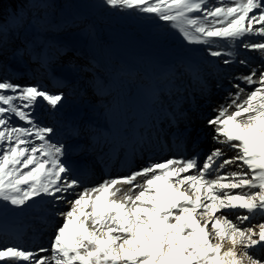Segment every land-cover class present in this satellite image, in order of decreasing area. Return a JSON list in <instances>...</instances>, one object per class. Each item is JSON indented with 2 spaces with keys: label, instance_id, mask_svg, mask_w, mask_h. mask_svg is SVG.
<instances>
[{
  "label": "snow or ice",
  "instance_id": "1",
  "mask_svg": "<svg viewBox=\"0 0 264 264\" xmlns=\"http://www.w3.org/2000/svg\"><path fill=\"white\" fill-rule=\"evenodd\" d=\"M103 3L171 22L186 42L202 45L206 56L229 57L223 65L238 62L249 71L229 80L232 90L206 120L219 146L203 160L193 151L147 157L135 168L128 161L127 174H109L91 187H83L68 163L67 145L53 142L55 128L35 115L41 102L56 109L65 93L0 76V210L27 208L47 197L51 211L44 223L62 218L50 247L0 244V264H264V0ZM15 31L0 21V53ZM239 48L256 52L260 62L234 60ZM15 54L27 55V45ZM183 74L201 96L208 92L207 78L187 65L168 77L173 95L182 87L187 92ZM169 107V123L188 118L183 109L178 114ZM190 133L186 126L177 139L187 142ZM225 147L234 155L227 156ZM61 203L66 210L57 208ZM257 218L261 222L252 223Z\"/></svg>",
  "mask_w": 264,
  "mask_h": 264
},
{
  "label": "rangeland",
  "instance_id": "2",
  "mask_svg": "<svg viewBox=\"0 0 264 264\" xmlns=\"http://www.w3.org/2000/svg\"><path fill=\"white\" fill-rule=\"evenodd\" d=\"M18 1L16 8H8L9 3L6 8H0V21H7L9 27L16 30L5 50L0 53V76L15 77L16 82L21 84L41 83L52 91L65 93L62 103L54 110L44 102L36 107L35 115L39 122L56 130L52 136L53 142L64 143L62 137H57V126L65 125V118L73 115L74 111L77 112L73 115L74 121L82 127L86 126L87 122L84 121L88 118L103 117L104 110L117 103L118 88L127 95L139 89H149L155 96V111L163 110H159L161 99L172 103L183 95H173L174 90H169L168 77L177 68H186L181 54H187L190 47H183L188 42L172 27L171 22L161 21L151 14L114 9L105 5L103 0ZM209 2L211 5L216 0ZM60 36L76 37L78 41L69 45L59 40ZM25 44L28 54H15L16 49L23 50ZM197 48L203 46L191 50ZM38 57L43 58L47 72L40 68ZM15 72L20 75H15ZM66 73L69 75L66 76ZM185 77L186 74L181 76V82ZM54 78H59V82L53 83ZM183 84L186 86L187 81ZM224 88L226 91L232 90L230 85ZM168 91L170 93L167 94ZM225 97L221 95L216 99L224 101ZM59 112L64 114L63 119L57 118ZM57 119H60L59 122ZM65 126L68 128V124ZM80 129L76 130L78 148L89 158L95 159L93 150L98 144L99 130ZM212 135L213 131L209 136L211 139ZM213 143V147L219 146ZM209 146L210 151L213 148L210 141ZM231 151L226 155H234V151ZM90 183L91 180H88L83 187H91ZM39 201L27 208L9 206L7 211L0 210V218L8 216L16 219H7L6 225L0 223V244H20L35 249L50 243L54 232L50 227L57 217L45 224L44 217L51 211V201L47 197L42 203ZM61 204L65 208L62 211L66 210L67 205ZM259 222L261 218L252 221Z\"/></svg>",
  "mask_w": 264,
  "mask_h": 264
},
{
  "label": "bare ground",
  "instance_id": "3",
  "mask_svg": "<svg viewBox=\"0 0 264 264\" xmlns=\"http://www.w3.org/2000/svg\"><path fill=\"white\" fill-rule=\"evenodd\" d=\"M221 44L217 42V46ZM190 47L189 51L181 54L184 58V62L187 65H192L193 68H198L201 75L206 77L209 84L208 92L201 96L198 88L190 83V77L186 74L182 83L187 81V92L185 88L179 89V94L182 93L186 96H180L177 100L170 103L166 100H160L161 105L159 110L155 111L153 106L154 95L149 89H139L136 93L127 95L121 88H118V99L117 103L110 108L105 109V115L99 119L85 120L86 126H81L79 123L74 121L73 115L77 114L74 111L73 115H68L64 122L65 125L59 124L57 126V137H62L64 143L67 145V161L68 163L78 170L80 178L83 180V186L91 180L90 184L100 182L102 178L111 175H122L127 174L128 161H132V167L135 168L147 157L153 159L168 158L172 155H185L189 156L185 151L189 145L186 142L177 139V133L183 132L186 126L193 130L195 125L200 126L209 115H213V109L220 103L221 100L216 99L217 96L227 95L224 86L229 85V80L232 76H238L240 74H246L249 71V67L243 66L238 62H234L231 65H223L222 59L229 57L209 58L205 57L203 48L191 50L200 45L187 43L183 47ZM238 61L239 59H247L251 66H255L260 62V57L256 52H251L239 48L236 50V56L233 58ZM115 69V68H114ZM20 72L19 69H15ZM14 70V71H15ZM117 71V69H116ZM15 75H20L15 72ZM21 73V72H20ZM59 78H54L53 83H58ZM221 82L223 87L217 88V83ZM118 85V83H117ZM117 87V86H116ZM215 88L218 90L215 91ZM170 93L169 91L167 94ZM222 99V98H221ZM165 101V102H164ZM158 103V100H155ZM171 105L178 114H181L183 109V115L188 118L186 120H180L179 122L169 123V117L171 113ZM186 107V108H185ZM180 108V110H179ZM185 108V109H184ZM70 112V111H69ZM63 119L61 112L58 113ZM57 115H53L56 117ZM96 116V115H95ZM208 119V118H207ZM60 119H57L59 122ZM56 123L55 125H57ZM158 126V127H157ZM83 131L86 129L99 130L98 144L94 149L92 157L89 158L83 154L78 148V136L76 130ZM150 131L148 137L147 132ZM211 130L212 129H208ZM205 129H202L200 134L194 139L198 138L201 134H205ZM78 132V131H77ZM176 134V137L173 136ZM154 136V137H153ZM207 138L203 142L198 143L201 147L209 148L210 145L213 147V140L210 138L206 142ZM234 151V150H233ZM136 153L135 157L133 153ZM232 151L229 148H225V153L230 154ZM81 189H77L80 191ZM68 199H73L72 196ZM39 201V200H37ZM40 203L43 201L40 200ZM59 210L65 209L62 204L57 205ZM21 213V212H20ZM16 221L8 216L0 218V223L6 225V220ZM62 219L57 217L54 219L50 229H54L55 225L60 224ZM9 226V225H8ZM13 226V225H12ZM11 228V226H10ZM9 228V230H10ZM42 229V228H41ZM17 233L14 234V238L17 237ZM45 248L50 247V243Z\"/></svg>",
  "mask_w": 264,
  "mask_h": 264
},
{
  "label": "trees",
  "instance_id": "4",
  "mask_svg": "<svg viewBox=\"0 0 264 264\" xmlns=\"http://www.w3.org/2000/svg\"><path fill=\"white\" fill-rule=\"evenodd\" d=\"M7 3H9L8 8H12V7L16 8V5H17V3H19V1L18 0H9L6 2V0H0V8L2 7V9H3Z\"/></svg>",
  "mask_w": 264,
  "mask_h": 264
},
{
  "label": "water",
  "instance_id": "5",
  "mask_svg": "<svg viewBox=\"0 0 264 264\" xmlns=\"http://www.w3.org/2000/svg\"><path fill=\"white\" fill-rule=\"evenodd\" d=\"M58 39L62 40V41H65L69 45H73V44H75L78 41V38H76V37L68 38V37H65V36H60ZM65 75L68 76L69 74L66 73Z\"/></svg>",
  "mask_w": 264,
  "mask_h": 264
}]
</instances>
